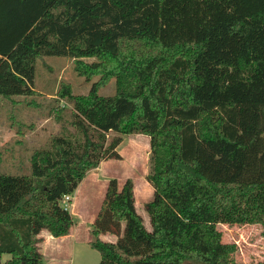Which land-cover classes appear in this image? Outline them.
Wrapping results in <instances>:
<instances>
[{
	"label": "trees",
	"instance_id": "obj_1",
	"mask_svg": "<svg viewBox=\"0 0 264 264\" xmlns=\"http://www.w3.org/2000/svg\"><path fill=\"white\" fill-rule=\"evenodd\" d=\"M45 56L100 77L58 91L76 134L35 150L28 173L0 172V264H42L40 232L75 222L63 196L133 133L150 137L151 227L133 180L110 178L91 231L99 264H236L219 225L264 228V0H0V96L34 94Z\"/></svg>",
	"mask_w": 264,
	"mask_h": 264
},
{
	"label": "rangeland",
	"instance_id": "obj_2",
	"mask_svg": "<svg viewBox=\"0 0 264 264\" xmlns=\"http://www.w3.org/2000/svg\"><path fill=\"white\" fill-rule=\"evenodd\" d=\"M132 47L135 49L136 44ZM95 57H85L91 62ZM99 75L89 79L75 70L74 59L65 56H45L36 61L35 93L32 95L0 96V172L28 173L31 155L35 150L48 149L56 136L74 135L71 103L59 96L58 91L68 85L74 94H87ZM115 79L111 78L101 89L105 101L115 92ZM114 131H109L113 135ZM120 159L103 160L98 176L108 182L116 177L120 184L127 178L134 182L136 206L145 224L150 228L145 203L153 196V186L147 179L151 170L150 137L142 133L124 135L118 146ZM103 182L100 180L99 184ZM89 194V193H88ZM223 240L237 245L236 264H264V228L260 223L220 224ZM101 238L116 241L117 235L103 232ZM90 255L83 252L66 254V264H99L100 253L91 248ZM10 257L4 254L3 260Z\"/></svg>",
	"mask_w": 264,
	"mask_h": 264
},
{
	"label": "crops",
	"instance_id": "obj_3",
	"mask_svg": "<svg viewBox=\"0 0 264 264\" xmlns=\"http://www.w3.org/2000/svg\"><path fill=\"white\" fill-rule=\"evenodd\" d=\"M102 168H104L103 161L96 168L88 171L72 194L68 209L75 222L70 232L62 236H54L46 229L40 232L38 245L44 258L42 264H66V254L75 252L78 254L83 252L84 256L90 255L88 246L93 248L90 245L92 225L101 208L108 185L105 178H101L103 182L99 184L101 179L98 172Z\"/></svg>",
	"mask_w": 264,
	"mask_h": 264
},
{
	"label": "built area",
	"instance_id": "obj_4",
	"mask_svg": "<svg viewBox=\"0 0 264 264\" xmlns=\"http://www.w3.org/2000/svg\"><path fill=\"white\" fill-rule=\"evenodd\" d=\"M71 201H72V194H65L62 198V205L66 208H69L70 207V204H71Z\"/></svg>",
	"mask_w": 264,
	"mask_h": 264
}]
</instances>
